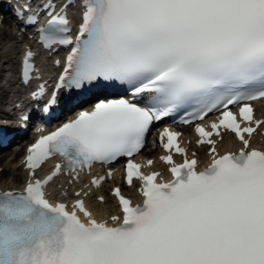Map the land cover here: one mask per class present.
I'll return each instance as SVG.
<instances>
[{
	"label": "snow or ice",
	"instance_id": "obj_1",
	"mask_svg": "<svg viewBox=\"0 0 264 264\" xmlns=\"http://www.w3.org/2000/svg\"><path fill=\"white\" fill-rule=\"evenodd\" d=\"M69 8L81 12L74 36ZM23 10L44 50L70 47L43 111L61 89L91 93L95 103L27 149L21 190L0 191V264H264V150L250 143L264 125L251 103L264 99V0H44L35 12L30 4ZM41 13L47 20L37 26ZM35 56L26 45V85ZM45 91L40 84L32 97ZM179 112L180 123L194 124L197 145L210 146L211 159L198 170L195 153L189 158L178 142L181 133L164 127L159 143L167 154L159 159L172 177L165 181L133 157L157 122ZM209 114L217 115L206 120ZM222 130L241 142L237 152L217 153L213 137ZM56 155L61 161L40 178ZM120 158H127L125 182H140L142 203L117 187L121 214L98 220L83 199L69 210L47 198L62 174L71 184L95 163Z\"/></svg>",
	"mask_w": 264,
	"mask_h": 264
},
{
	"label": "bare ground",
	"instance_id": "obj_2",
	"mask_svg": "<svg viewBox=\"0 0 264 264\" xmlns=\"http://www.w3.org/2000/svg\"><path fill=\"white\" fill-rule=\"evenodd\" d=\"M1 33H4L3 37L8 38V40L3 43V45L0 47V50H5L8 52L15 45H17V46L20 45V40L18 39V38H20V36L18 34H16V32L13 31L12 26L10 24H6V26H3ZM1 62H2V64H8L7 60L3 59L2 57L0 58V63ZM45 62L46 61H44V63ZM1 71L3 72V73H1L2 76L6 77V75H9L10 68L7 69L4 67V68H1ZM10 91H11V89H9L5 92L10 93ZM5 92H3L4 97H6ZM255 104H256L257 111H259L260 104L258 102H256ZM259 116H261V115H259ZM263 127H264V125H263ZM181 128L184 130H189V127H181ZM183 138L187 139V138H189V136H183ZM229 138H230L229 135H225L223 137V143L219 144L221 151L227 150V148H228L227 147V141ZM257 138H259V134H257ZM190 140H191V144H193V142L195 141V138L193 136H190ZM253 141L254 140H251V142H253ZM149 142H148V145H150ZM261 143H264V138L261 139ZM155 149H158V148H152V147L145 148L141 152L140 156L141 157L142 156H152L151 152L154 151ZM195 150L198 152L199 158L206 157V155H205L206 147L205 146L201 145V146L195 147ZM18 153H19L18 151L15 153H12V154L0 152V162H3L2 164L4 165V168H5V170H2V172H0V177L8 175V177L6 179H2L0 181L1 187L12 188L15 186L16 182H19V180L23 178L24 171L22 170V164L18 163L19 160L15 161ZM116 177H117V173L114 174V179H116ZM126 191L131 192L132 189L126 188ZM102 192H103V189L101 187L99 190L96 191V195H98ZM104 197H105L104 202H98L96 200L95 196H88L86 198L87 203L93 209L95 216L108 217V215L115 209V201H114L113 197L109 194H105Z\"/></svg>",
	"mask_w": 264,
	"mask_h": 264
},
{
	"label": "rangeland",
	"instance_id": "obj_3",
	"mask_svg": "<svg viewBox=\"0 0 264 264\" xmlns=\"http://www.w3.org/2000/svg\"><path fill=\"white\" fill-rule=\"evenodd\" d=\"M5 24V25H4ZM6 24H10L11 26H12V24H11V22L9 21V20H4V23L2 24V26L0 25V47L3 45V43L4 42H6L7 40H8V38H4L3 37V35H4V33H1L2 32V28H3V26H6ZM12 28H13V26H12ZM14 30V29H13ZM14 32H15V30H14ZM18 50H19V46H17V45H15L10 51H5V50H0V58L2 57L3 59H6L7 60V62H8V65H4V67H13V63H14V61H15V57H16V55H17V53H18ZM6 57V58H5ZM1 73H3V72H1L0 71V84H1V77H2V74ZM6 94V97H7V95H8V92H5ZM4 93L3 92H1V90H0V102H2L3 100L4 101H6V97H4V95H3ZM2 153H13V151H12V149L11 150H6V149H4V150H2L1 151ZM19 158V155L18 156H16V159H15V161H17V159ZM3 162H0V172H2V170H5V168H4V165L2 164ZM8 177V175L7 176H1L0 177V181L2 180V179H6Z\"/></svg>",
	"mask_w": 264,
	"mask_h": 264
}]
</instances>
